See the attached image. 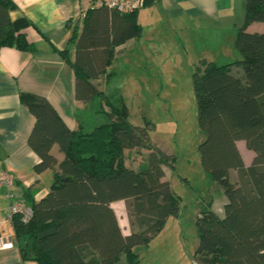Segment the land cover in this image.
Masks as SVG:
<instances>
[{"label":"trees","instance_id":"obj_1","mask_svg":"<svg viewBox=\"0 0 264 264\" xmlns=\"http://www.w3.org/2000/svg\"><path fill=\"white\" fill-rule=\"evenodd\" d=\"M15 7L14 0H0V50L33 53L38 48L27 34L32 22L27 17L12 20ZM141 8L122 12L90 6L70 39L75 57L69 48L59 50L74 69L76 98L84 104L100 99L97 112L104 113V121L72 129L48 97L20 93L21 103L35 117L28 144L40 158L36 171H53L50 189L40 199L23 189L32 217L12 218L23 261L141 264L136 247L149 245L181 212L182 197L165 177V167L175 170L178 156L153 140V120L133 123L125 100L113 101L96 81L110 75L119 46L142 36ZM255 22L264 23V0H246L235 36L239 57L224 64L202 59L192 73L197 124L205 135L198 145L201 165L227 199L222 215L209 203L197 217L201 264H264V30L249 31ZM240 140L254 153L249 165ZM56 144L64 154L61 160L52 152ZM142 148L148 150L146 164H127L126 152ZM116 200L126 201L132 226L128 235L111 206Z\"/></svg>","mask_w":264,"mask_h":264},{"label":"crops","instance_id":"obj_2","mask_svg":"<svg viewBox=\"0 0 264 264\" xmlns=\"http://www.w3.org/2000/svg\"><path fill=\"white\" fill-rule=\"evenodd\" d=\"M14 1L16 7L10 10V18L27 17L32 22L27 34L38 50L33 53H24L13 47L0 50V171H7L15 179L12 189L21 192L28 188L36 199H40L50 189L53 171H36L40 158L28 144L35 117L21 103L20 93L34 92L48 97L72 129L80 124L92 128L104 121L105 115L97 112L102 107L100 99L95 100V104H84L76 98L74 69L59 53V50L69 48L72 58L75 57V45L70 39L74 29L81 28L78 20L90 7L89 1ZM245 11L246 0H149L147 6L139 11L142 36L117 48L121 53L108 68L110 75L96 80L100 89L109 94L121 92V87L108 89L107 83L114 77H120L121 61L130 60L134 52L137 58L139 52L145 51L144 61L155 62V67L169 59L167 46L179 52L175 60L183 58L200 63L206 59L218 64L235 60L239 57L234 56L236 29L242 24ZM248 30L262 31L264 23L255 22L249 25ZM96 115L102 117L94 118ZM238 146L249 165L254 153L243 140L238 141ZM242 146L247 148L250 160L245 157L246 149L242 150ZM59 151L58 145H54L52 152L61 160L64 154ZM232 175L237 176L236 172ZM10 201L6 189L0 188V228L14 239L13 246L0 250V264H38L22 259L15 242L12 220L7 215ZM223 205L218 210L214 209L219 215H222ZM111 206L122 232L130 234L132 226L126 201L116 200Z\"/></svg>","mask_w":264,"mask_h":264},{"label":"rangeland","instance_id":"obj_3","mask_svg":"<svg viewBox=\"0 0 264 264\" xmlns=\"http://www.w3.org/2000/svg\"><path fill=\"white\" fill-rule=\"evenodd\" d=\"M234 49V56H239ZM166 54L169 59L155 67V62L144 61L145 51L139 52L137 58L136 53H132L130 60L121 61L120 77H114L107 86L108 89L121 87V94L114 92L110 94L111 99L125 100L133 123L144 124L145 118L153 120V140L178 156L175 170L165 167V177L182 197L181 212L179 216H172L154 242L136 247L141 264H201L196 255L197 217L211 202L212 208L218 210L226 196L201 165L198 145L205 135L198 128L192 85V73L200 65L199 61L175 60L179 52L168 46ZM240 73H244L241 68ZM242 148L246 149L247 158V148ZM126 153L127 164L134 167L146 164L147 149H132ZM237 179L239 181L240 177Z\"/></svg>","mask_w":264,"mask_h":264},{"label":"built area","instance_id":"obj_4","mask_svg":"<svg viewBox=\"0 0 264 264\" xmlns=\"http://www.w3.org/2000/svg\"><path fill=\"white\" fill-rule=\"evenodd\" d=\"M90 6H107L109 8L118 9L122 12L132 11L144 6L145 0H88ZM86 17V12L82 13L78 20V24L82 25ZM15 186V179L7 172L0 171V188L6 189V194L11 200L7 215L13 218L15 214H20L24 221H28L33 215V209L29 206L23 197V191L12 189ZM13 237L11 234L5 233L0 228V250L13 246Z\"/></svg>","mask_w":264,"mask_h":264}]
</instances>
